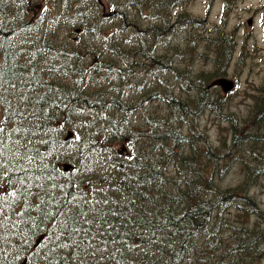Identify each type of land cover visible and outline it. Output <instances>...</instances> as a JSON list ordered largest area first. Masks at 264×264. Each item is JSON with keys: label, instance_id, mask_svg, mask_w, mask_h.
I'll use <instances>...</instances> for the list:
<instances>
[{"label": "trees", "instance_id": "1", "mask_svg": "<svg viewBox=\"0 0 264 264\" xmlns=\"http://www.w3.org/2000/svg\"><path fill=\"white\" fill-rule=\"evenodd\" d=\"M113 1L38 17L31 0H0V264H259L264 107L249 129L207 87L235 29L212 38L185 8L175 27L163 0ZM70 23L82 38L64 42ZM207 40L212 68L193 72L182 61ZM210 100L231 125L217 142L196 119Z\"/></svg>", "mask_w": 264, "mask_h": 264}, {"label": "rangeland", "instance_id": "2", "mask_svg": "<svg viewBox=\"0 0 264 264\" xmlns=\"http://www.w3.org/2000/svg\"><path fill=\"white\" fill-rule=\"evenodd\" d=\"M99 1L100 13L103 15L110 14L113 7V0ZM168 15L171 13L176 18L175 27L178 25L177 13L183 7L187 8V14L192 20L203 19L205 25L219 23L222 15L223 1L222 0H163ZM32 13L34 16L44 17L45 12L53 9L59 4V0H31ZM148 12V11H147ZM149 13V12H148ZM252 16L250 23L245 20ZM254 17V18H253ZM226 27L213 31L210 37L215 38L219 34H230L233 27L235 28L236 46H230L229 55H231V63L228 65V78H233L236 81L235 88L231 89L229 94H225L228 100V106L231 111H234L241 119L245 118V123L249 129V121L247 115L248 108L255 103L259 107L264 103V0H230L229 9L226 15ZM65 34L64 42H71L82 38V30L76 25L70 23L68 26L61 28ZM215 47L210 40L203 41L196 47L195 53L192 56L186 57L182 63H187L193 72L199 70L208 71L212 68V58L215 56ZM245 49L247 57L244 63L236 62L241 55V49ZM231 74V75H230ZM65 82L64 79H62ZM260 87V88H258ZM258 88V89H257ZM212 93H215V88ZM215 105L213 100L208 101L202 107L203 112L196 116L199 124L205 129L208 137L217 142L219 137L227 132H231V125L228 120H221L217 113V108L213 105L206 107L208 103ZM155 114L157 118L170 117V115L161 107L155 106ZM247 132H252L247 130ZM122 146L120 143L118 147ZM245 146H247L245 144ZM264 148V147H263ZM245 151H234L231 156L233 160L237 159ZM249 162V160H248ZM250 163V162H249ZM238 163H233L228 168V175L231 177L235 169L239 168ZM247 167V166H246ZM248 168V167H247ZM264 171V169H263ZM257 192V197L264 206V175H260L259 183L254 188ZM259 264H264L262 258Z\"/></svg>", "mask_w": 264, "mask_h": 264}, {"label": "water", "instance_id": "3", "mask_svg": "<svg viewBox=\"0 0 264 264\" xmlns=\"http://www.w3.org/2000/svg\"><path fill=\"white\" fill-rule=\"evenodd\" d=\"M215 82L221 84L224 90L229 89L233 84V82L227 77L216 78L212 81V83H215Z\"/></svg>", "mask_w": 264, "mask_h": 264}, {"label": "flooded vegetation", "instance_id": "4", "mask_svg": "<svg viewBox=\"0 0 264 264\" xmlns=\"http://www.w3.org/2000/svg\"><path fill=\"white\" fill-rule=\"evenodd\" d=\"M262 109V111L264 112V108H261Z\"/></svg>", "mask_w": 264, "mask_h": 264}]
</instances>
